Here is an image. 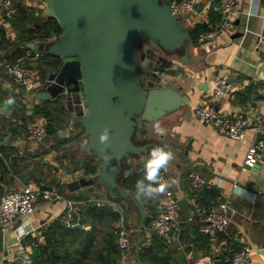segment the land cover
<instances>
[{
	"label": "crops",
	"instance_id": "crops-1",
	"mask_svg": "<svg viewBox=\"0 0 264 264\" xmlns=\"http://www.w3.org/2000/svg\"><path fill=\"white\" fill-rule=\"evenodd\" d=\"M222 1L205 0V6L212 8L221 4ZM15 3L19 7L31 10L38 22L48 17L45 14V0H16ZM250 3L251 0L239 1L233 27L227 34L208 43H200L199 39L197 43H194L192 39L189 49L190 56L186 64L180 63L181 54L172 58L175 69L168 71L164 80L168 86L172 85L181 96L188 95L190 101L159 121L160 125L167 130L166 134H156L153 125L146 136L147 143L156 140L157 146L165 147L166 150L173 153L174 159L166 170L161 171V174H166L171 184L170 188L179 202L187 200L191 204V219L187 220L181 211L180 230L173 235L172 242L167 243L168 248L163 253V256L170 260L169 264H194L206 253L212 254L217 259L224 258L221 256H230L240 250L244 244H250L259 251V254L254 257L253 263L264 264V159L254 170H250L245 165L250 146L260 138L259 127L264 126V73L260 74V60L264 56V0H258L256 14L252 16H249ZM204 8L200 13L195 12L190 15L188 22L191 33L195 25L209 26V31L214 26L213 15H217L211 9L206 12ZM8 28L14 39L15 31L10 24ZM57 38L48 41L37 38L33 42L50 43ZM33 42H29L28 45ZM178 69H181L179 77L175 75ZM217 79H225L229 87L223 97L214 100L213 90ZM20 91L11 78L0 73V104L3 106L0 107V111L4 113L10 111L9 107L11 106L7 105L5 101L9 97L16 100ZM40 91L34 94L27 92L31 103L26 111L29 117L34 115L33 105L43 103L38 99ZM212 104H215L218 110L224 114L231 116L244 114L247 117L249 125L245 128L243 139L234 140L222 136L211 125L197 117V110L201 106ZM7 116L12 119V124H14L15 119L13 120L12 115L8 113ZM17 116L20 121L24 119L21 114H17ZM44 123L46 124L45 121ZM14 129L9 122L0 124V152L2 156L21 159L23 164L29 165L23 171V167L19 164L16 174L7 172L4 174L3 167L0 166V196L27 184L29 172L34 173V170H38L35 175L41 178L40 183H37L36 178L31 177L32 175L29 176L30 181L34 182L40 190L56 193L60 196V200H46L40 197L35 204V213L4 233V251L0 252V257H6L8 249H14L18 255L17 228L25 224L26 227L35 230V233L32 234L34 237H39L43 241L41 236L43 229L67 212V203L73 202L76 210L78 203L74 202L72 198L89 195L87 190L72 192L67 187L69 183L85 178L83 171L75 170L74 160L79 159L77 145L86 143L88 145L86 147H89L88 136L69 125L68 128L59 132L58 139L48 138L45 143L36 147L28 142L24 133H17L13 131ZM134 143L139 147L146 144ZM86 152L89 153L87 148ZM145 159L136 157L132 165L124 166L120 180H125L126 183L138 169L144 167ZM98 162L100 163L99 160ZM39 164L42 165L39 166ZM132 166L135 167L134 171L128 179H125L124 171ZM193 173L205 177L212 186L203 191L202 203H194L192 200L193 188L190 175ZM237 188L244 190L247 195H236ZM100 191L106 193L107 189L103 187ZM159 196L161 197V195ZM159 196L151 199V204H147L154 207L156 215H158ZM90 197L91 200L95 199V197ZM213 197L220 199V203L228 200L231 202L232 222L224 231L225 235L221 237L216 235L211 246L208 247L209 250L189 247V238L193 237L192 232L205 223L208 214L207 205ZM101 200L111 203L121 211L122 227L128 230L130 241L136 242L139 238L141 224L139 210L131 203L126 217L123 208L117 202L112 203L108 198ZM139 201L144 207L146 220L151 217L152 221L148 228H146L145 221L143 234L140 237L139 256L135 251V246H130L127 252L128 264H149L142 261L141 250L144 246L154 245L150 229L156 215L153 216L149 207H146V204L141 200ZM83 222L85 223V221ZM84 228L91 229L90 226ZM28 236L23 238L21 244L27 252L30 250L24 247V241ZM154 247L158 251L159 243L157 242ZM222 261L223 259L216 260V263H222ZM14 264H25V262L20 259Z\"/></svg>",
	"mask_w": 264,
	"mask_h": 264
},
{
	"label": "water",
	"instance_id": "water-1",
	"mask_svg": "<svg viewBox=\"0 0 264 264\" xmlns=\"http://www.w3.org/2000/svg\"><path fill=\"white\" fill-rule=\"evenodd\" d=\"M173 1L48 0L45 14L58 22L62 34L50 43L28 45L35 53L61 61L41 89L39 101L65 111L73 128L89 137L87 150L101 163L98 175L69 183L68 189L87 190L92 197L117 202L126 217L132 203L141 217L139 238L130 243L138 256L146 216L135 193L120 180L123 167L132 165L136 157L145 159L157 146L156 140L147 143L152 126L190 101L164 80L175 69L172 58L181 54L180 63L188 62L192 43L190 15H174ZM37 67L34 63L33 68ZM180 72L175 75L179 77ZM105 129L108 140L101 143ZM134 142L146 144L139 147ZM134 169L124 171L125 179ZM103 187L106 193L100 191ZM179 207L190 220V202L181 200Z\"/></svg>",
	"mask_w": 264,
	"mask_h": 264
},
{
	"label": "trees",
	"instance_id": "trees-1",
	"mask_svg": "<svg viewBox=\"0 0 264 264\" xmlns=\"http://www.w3.org/2000/svg\"><path fill=\"white\" fill-rule=\"evenodd\" d=\"M15 2L16 0L14 3ZM15 5L18 7V14L9 24L15 31L16 37L13 39V37L10 36L9 28L4 24H0V62L7 61L9 63H15L30 50L28 48L29 42H33L37 38L48 41L62 34L60 25L53 18L47 17L41 22H38L31 10L25 7H19L17 3H15ZM215 14L217 16L213 15L214 23L221 19L218 13ZM208 31L209 26H205L204 24L195 25L192 29V39L194 43L198 42L201 34L207 33ZM37 63L38 67L36 70L42 75L45 85L50 79V76L55 73L61 65L59 59L43 54L40 55ZM25 66L34 69L32 62L26 63ZM0 73L7 75L4 68L0 69ZM18 88L21 91L16 97L15 103L9 105L11 106L9 107L10 111L5 113L6 116L2 119L0 124L2 122H9L11 123L12 129L15 128L13 131L17 133L22 132L26 135L27 127L30 123L44 120L49 135L48 138L54 140L58 139L59 132L71 125L69 115L61 108L56 110V105L43 101L42 104L33 105L32 110L34 111V115L29 117L26 111H28V106L31 104L29 97L30 93L28 94L24 89ZM0 107L3 106L0 104ZM8 113L12 115L13 120L15 119L16 124H12V119L7 116ZM17 114H21L24 119L20 121ZM62 144L66 145L65 143ZM77 146L81 155L78 156L79 159L74 160L75 170L83 171L85 178L90 179L95 177L100 172V163L96 156L86 152V148L88 149L86 143ZM7 161L8 163H6ZM19 164L23 167V171L27 169L29 165H26V163L23 164L21 159H11L5 155L0 157V166L3 167L4 174H6V172L9 174L18 173L17 168ZM40 165L42 164H39V166ZM37 172L38 170H34V173L30 171L29 176L32 175L31 177L36 178L35 181L40 183L41 178L35 175ZM144 174V167L138 169V171L126 181V189L135 192L136 182L142 179ZM29 176L27 177V183L32 182ZM205 190H192V200L194 203H202L204 196L203 191ZM72 199L74 202L78 203L76 214L71 220L78 223L77 228L69 229L67 227L68 213L65 212L62 217L43 229L41 233L43 241H41L39 237H34L33 235H29L25 239L24 247L30 250L28 253L33 264H119L122 258V251L119 246V232L122 229L123 221L121 211L116 209V207L109 202H106L103 206H98L96 200L100 199L95 198L91 200L89 195L77 196ZM141 201L146 204V207H149V210H151L153 216H155L154 207L147 205L149 203L151 204V199ZM219 201L220 199L213 197L207 205L208 211L213 205L219 204ZM82 221H85V223H82ZM151 221V217H148L146 220V228L150 226ZM85 226H90L91 229L86 230L84 228ZM200 229L201 226L195 228L192 232L193 237L189 238L188 246H194L196 249L200 247V249L207 251L209 250V245L211 246L216 236L211 237L203 234ZM153 239L154 245L142 247V261L149 264H169L170 260L163 256L164 251L168 248L167 242L155 234H153ZM157 242L159 243L158 251H156L154 247ZM188 250L191 249L188 248ZM235 253L227 257L221 256L224 258L218 259L210 253H206L202 256H211L214 260V264L216 260L222 259V263L216 264H233L231 260Z\"/></svg>",
	"mask_w": 264,
	"mask_h": 264
},
{
	"label": "built area",
	"instance_id": "built-area-1",
	"mask_svg": "<svg viewBox=\"0 0 264 264\" xmlns=\"http://www.w3.org/2000/svg\"><path fill=\"white\" fill-rule=\"evenodd\" d=\"M240 0H223L221 4L215 5L212 8L205 6V0H174L171 3V10L174 15L182 18L187 15H192L196 12L198 7L204 8L207 12L212 10L221 16V19L214 24L212 29L207 33L199 36L200 43H208L214 41L219 36L227 34L233 27L234 17L236 15V7ZM46 8L48 0H45ZM18 14V8L13 0H0V24L9 27V22L13 21ZM12 36V33L10 34ZM40 53H35L29 50L25 55L19 58L15 63L7 61L0 62V69L4 68L6 74L14 83L24 89L28 93H37L45 88V82L42 75L36 69L27 68L25 65L28 62L35 63L40 57ZM260 66L264 68V56L260 60ZM229 84L225 79H217L214 83L213 97L214 100L220 99L224 96ZM6 114L0 111V122ZM197 117L211 125L218 134L234 140H241L245 134V128L249 125V121L244 114L227 115L218 110L215 104L201 106L197 110ZM260 138L253 143L246 155L245 165L254 170L258 167L260 162L264 159V126L259 127ZM49 135L43 120H38L30 123L27 127L26 138L29 143L39 147L46 142ZM0 157H3L0 152ZM164 180H167L165 173L161 174ZM192 188L195 191H202L210 189L212 186L208 180L198 173L190 175ZM43 197L46 200H60L54 192L44 191L38 189L34 182L22 185L19 189L8 191L4 193L0 199V233H5L13 229L20 221H25L32 216L35 211V204L37 200ZM98 206H103L105 200H96ZM67 227L75 229L78 227L77 222L71 221L76 214L74 203L69 201L67 203ZM117 209V208H116ZM158 215L153 220L150 233L158 235L167 243L172 242L173 235L180 230L181 225V210L179 207V200L169 187L164 194L157 201ZM231 202L225 201L217 205H213L207 214L205 223L201 226V233L215 237L218 232H224L232 222L231 216ZM35 233L34 229L20 226L16 230V239L18 255L14 249L6 251V257H0V264H14L22 259L25 264H33L28 252L21 246L23 238ZM129 232L125 227L119 232V246L122 251V258L119 264H128L127 252L130 249ZM259 254V251L250 244H244L242 248L237 251L232 257L233 264H254L253 259ZM194 264H214L211 256H201ZM259 264V263H256Z\"/></svg>",
	"mask_w": 264,
	"mask_h": 264
},
{
	"label": "clouds",
	"instance_id": "clouds-1",
	"mask_svg": "<svg viewBox=\"0 0 264 264\" xmlns=\"http://www.w3.org/2000/svg\"><path fill=\"white\" fill-rule=\"evenodd\" d=\"M258 7V0H251L249 7V16L256 14ZM5 103L7 105H13L15 103L14 98L9 97ZM7 113V111H5ZM154 131L158 135L166 134V129L163 128L159 122L154 124ZM108 140V130L105 129L100 135L101 143ZM174 159L173 153L166 150L162 146H154L149 150V155L144 161V176L138 180L135 185V198L137 200H150L159 195H162L171 186L169 181L164 180L161 175L162 170H166L169 163ZM174 183V181H173ZM236 195L245 196L247 193L244 190L237 188Z\"/></svg>",
	"mask_w": 264,
	"mask_h": 264
},
{
	"label": "rangeland",
	"instance_id": "rangeland-1",
	"mask_svg": "<svg viewBox=\"0 0 264 264\" xmlns=\"http://www.w3.org/2000/svg\"><path fill=\"white\" fill-rule=\"evenodd\" d=\"M80 152V151H79ZM81 155V153L78 154V156Z\"/></svg>",
	"mask_w": 264,
	"mask_h": 264
}]
</instances>
